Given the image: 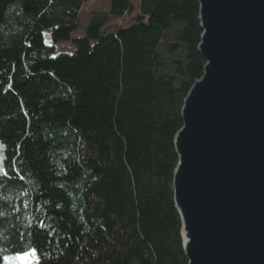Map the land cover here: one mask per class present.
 <instances>
[{
    "label": "trees",
    "instance_id": "1",
    "mask_svg": "<svg viewBox=\"0 0 264 264\" xmlns=\"http://www.w3.org/2000/svg\"><path fill=\"white\" fill-rule=\"evenodd\" d=\"M88 1L0 0V264L30 247L39 264H188L174 138L205 65L199 5L139 0L121 29L133 1L110 0L72 39Z\"/></svg>",
    "mask_w": 264,
    "mask_h": 264
},
{
    "label": "water",
    "instance_id": "2",
    "mask_svg": "<svg viewBox=\"0 0 264 264\" xmlns=\"http://www.w3.org/2000/svg\"><path fill=\"white\" fill-rule=\"evenodd\" d=\"M203 74L173 177L188 264H264V0H196Z\"/></svg>",
    "mask_w": 264,
    "mask_h": 264
},
{
    "label": "rangeland",
    "instance_id": "3",
    "mask_svg": "<svg viewBox=\"0 0 264 264\" xmlns=\"http://www.w3.org/2000/svg\"><path fill=\"white\" fill-rule=\"evenodd\" d=\"M132 1H133L135 12L132 15H125L119 21L112 20L109 23L110 25L118 26L121 29H126L134 24V20L138 15L139 0H132ZM109 10H110V0H89L86 4H84V6L81 9L78 22L76 23V29L72 33V36H71L72 39H78V38L84 37L86 35L87 27L92 22L95 14L99 12H104V11L107 12ZM109 24L105 26V29L108 28ZM45 40H46V43L49 45L54 44L52 40L50 39L48 33L45 34ZM54 46H55L54 56H57L59 54H74L75 52V46L72 40L68 42H59V43L54 44ZM4 150H5V146L3 149H0V156L2 157H4ZM15 256L16 255H11L10 257H15ZM1 264H4L3 260ZM11 264H28V261L27 260L21 261V260L13 259L11 261Z\"/></svg>",
    "mask_w": 264,
    "mask_h": 264
},
{
    "label": "snow or ice",
    "instance_id": "4",
    "mask_svg": "<svg viewBox=\"0 0 264 264\" xmlns=\"http://www.w3.org/2000/svg\"><path fill=\"white\" fill-rule=\"evenodd\" d=\"M3 148H4V145L0 144V149H3ZM17 148H19V145L17 146ZM5 159H6L5 157L0 156V175L8 177V169L4 167ZM15 164H16V161L15 159H13L12 161L13 170H15ZM13 259L21 260V261L27 260L28 264H39V256L37 255L36 247H30L22 251H19L15 257L4 256L3 257L4 264H11V261Z\"/></svg>",
    "mask_w": 264,
    "mask_h": 264
}]
</instances>
